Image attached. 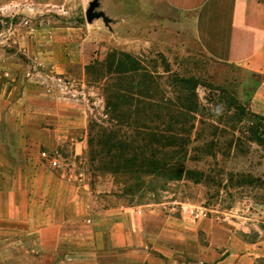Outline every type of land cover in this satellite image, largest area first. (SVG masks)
I'll return each instance as SVG.
<instances>
[{
    "label": "rangeland",
    "instance_id": "1",
    "mask_svg": "<svg viewBox=\"0 0 264 264\" xmlns=\"http://www.w3.org/2000/svg\"><path fill=\"white\" fill-rule=\"evenodd\" d=\"M93 1L0 0V264L93 258L79 245L91 244L88 220L107 232L105 213L139 207L204 210L264 246V74L210 57L194 14L162 0H99L108 22H88ZM114 51L143 70L115 81L104 65ZM129 83L145 109L139 131L163 130L186 152L182 180L143 177L141 186L134 172L91 162L89 122L102 125L107 89ZM130 124L124 132L135 136ZM99 254L115 255L108 245Z\"/></svg>",
    "mask_w": 264,
    "mask_h": 264
},
{
    "label": "crops",
    "instance_id": "2",
    "mask_svg": "<svg viewBox=\"0 0 264 264\" xmlns=\"http://www.w3.org/2000/svg\"><path fill=\"white\" fill-rule=\"evenodd\" d=\"M162 1L176 12L194 14L195 37L210 57L264 74V5L258 0ZM104 215L108 231L100 230L97 219H89L85 229L91 232V244H79L93 248L94 257L74 264H257L264 259V246L245 241L232 226L208 217L149 213L142 207ZM104 245L115 253L113 258L100 256Z\"/></svg>",
    "mask_w": 264,
    "mask_h": 264
},
{
    "label": "trees",
    "instance_id": "3",
    "mask_svg": "<svg viewBox=\"0 0 264 264\" xmlns=\"http://www.w3.org/2000/svg\"><path fill=\"white\" fill-rule=\"evenodd\" d=\"M104 65L106 74L115 81L129 78L133 80L134 74L143 70L138 59L117 51L109 54ZM129 84L128 88L112 84L107 89L105 98L108 119L103 120L102 125L94 119L89 122L88 145L91 162L101 157L102 162L108 165L107 171L111 173L127 175L134 172L141 186L146 184L143 177L162 176L171 181L182 180L187 174L181 162L186 152L181 147H177L173 143L175 138L168 136L163 130L160 133L152 132L151 128L144 124L145 128L150 130L139 131L140 126L136 123L137 113L139 109L143 111L145 109L141 101L136 99L139 94L133 84ZM106 123L109 125L105 126ZM130 123H135V136H129L124 132L127 126H132ZM259 264H264V259H261Z\"/></svg>",
    "mask_w": 264,
    "mask_h": 264
},
{
    "label": "built area",
    "instance_id": "4",
    "mask_svg": "<svg viewBox=\"0 0 264 264\" xmlns=\"http://www.w3.org/2000/svg\"><path fill=\"white\" fill-rule=\"evenodd\" d=\"M43 157L45 159H49V155L47 152L43 153ZM50 162L52 163L53 166H58V161L55 158H51ZM186 213L188 215H190V217L194 218V219H199V218H207L208 214L204 211V210H196L194 208L188 209L186 211Z\"/></svg>",
    "mask_w": 264,
    "mask_h": 264
},
{
    "label": "water",
    "instance_id": "5",
    "mask_svg": "<svg viewBox=\"0 0 264 264\" xmlns=\"http://www.w3.org/2000/svg\"><path fill=\"white\" fill-rule=\"evenodd\" d=\"M99 6V0H94L90 4V8L87 13V20L88 22H92L95 19L102 18L105 22H108V18L103 12H95V9Z\"/></svg>",
    "mask_w": 264,
    "mask_h": 264
}]
</instances>
